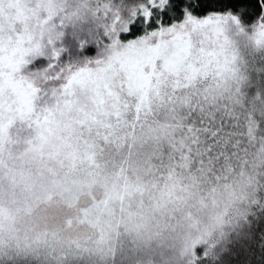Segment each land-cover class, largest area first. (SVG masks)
<instances>
[{"label":"snow or ice","instance_id":"obj_1","mask_svg":"<svg viewBox=\"0 0 264 264\" xmlns=\"http://www.w3.org/2000/svg\"><path fill=\"white\" fill-rule=\"evenodd\" d=\"M8 2L15 12L5 17L0 0V144L7 137L32 144L37 130L43 139L52 114L75 107L79 135L95 149L114 138L129 113L139 120L159 107L183 110L174 141L181 164L192 156L248 154L257 122L246 107L239 116L221 107L216 93L243 98L247 51L264 50V0H228L203 17L198 0H66L59 16L42 9L44 0ZM250 16L256 20L249 25ZM237 202L216 210L174 264H230L234 245L253 238L244 231L252 218L259 213L264 222V168L250 175ZM86 259L66 254L55 264ZM50 260L0 246V264Z\"/></svg>","mask_w":264,"mask_h":264},{"label":"trees","instance_id":"obj_2","mask_svg":"<svg viewBox=\"0 0 264 264\" xmlns=\"http://www.w3.org/2000/svg\"><path fill=\"white\" fill-rule=\"evenodd\" d=\"M227 2L228 0H198L196 14L203 17L212 11H222L223 5ZM255 20V16H250L245 23L250 25ZM246 58L249 60V84L244 89L243 98L237 101L234 96L222 92H218L216 96L221 107L227 108L237 116L240 115L239 108L246 107L253 125L257 122L259 128L257 137L247 155L240 153L237 156L228 151L211 161L207 159L201 161L200 158L192 156L181 164L174 153V141L181 138V129L177 122L183 115V110H178L175 115L171 110H167L157 118L148 120L141 132L138 131L128 137L123 135V159L130 162L140 151H144L139 160L151 171H147L146 175L148 177L154 175L159 180L163 177L165 181L174 184L170 192L166 193L167 197L171 198L169 209L167 206L159 205L156 217H148L151 221L149 229L140 227L134 220L135 213L129 211V215L118 217L117 229H112L93 241L99 247L88 244L69 250L49 248L44 252H35L47 253L51 257L50 264H55L57 257L66 254L87 257L85 264H174L176 249L173 234L175 225L180 220L191 221L199 229L201 223H207L216 210L224 209L226 206L231 210L238 206L237 198L241 195L242 187L249 181L250 175L264 168V142L260 138L264 136V50L251 51L247 53ZM236 105L239 107H234ZM184 120L187 121V117H184ZM129 138L138 144L134 146L137 147L135 150L131 149L133 147L131 144H126ZM31 139L33 141V136ZM29 148L30 144L26 141L14 144L17 157ZM121 152L120 147L113 146L110 147L108 155L115 153L117 156ZM96 153L89 149V155L83 156V161H78L76 166L83 170L88 161L92 164L93 160H96ZM170 156L173 157L171 161ZM86 160L87 162H84ZM97 160H99L97 170L107 163L102 158ZM51 162L54 167L48 168L47 174L54 177L56 168H61L62 164H57L53 160ZM53 172L55 174H52ZM81 193H77L75 198ZM173 198L175 199L172 200ZM68 223L70 224L71 220ZM134 223L136 227L132 226ZM244 231L253 238L234 245L230 264H264V242L261 241L264 222L261 221L259 213L252 218ZM0 246L17 247L6 243L3 238H0ZM55 250L57 253L53 254Z\"/></svg>","mask_w":264,"mask_h":264},{"label":"clouds","instance_id":"obj_3","mask_svg":"<svg viewBox=\"0 0 264 264\" xmlns=\"http://www.w3.org/2000/svg\"><path fill=\"white\" fill-rule=\"evenodd\" d=\"M65 4L66 0H44L42 9L59 16ZM2 8L5 17L15 12L8 0H4ZM78 119L75 107L55 111L47 126L52 129L51 133L45 130L41 139L40 130H37L33 134V145L19 157L14 152L12 137L0 144V238L6 243L44 252L49 248H70L86 242L88 229L77 222L79 211L74 196L94 187L101 177L85 174L73 160L79 155L75 142L79 133ZM48 153L69 161L64 168H56L54 177L47 174V169L54 165L42 159V154ZM133 163L138 164V161ZM69 220L73 222L71 226ZM211 223L212 218L201 223L199 229ZM139 226L149 229L150 219L146 216ZM197 230L191 221L183 219L175 225L176 253L190 244Z\"/></svg>","mask_w":264,"mask_h":264},{"label":"rangeland","instance_id":"obj_4","mask_svg":"<svg viewBox=\"0 0 264 264\" xmlns=\"http://www.w3.org/2000/svg\"><path fill=\"white\" fill-rule=\"evenodd\" d=\"M246 47L250 49L251 46L248 45ZM249 52L251 51H247V53ZM247 62L249 64L248 59ZM216 94L219 93L217 92ZM165 111L167 110L164 108L154 107L147 115H141L139 120H136V117L129 113L126 117L127 124L122 125L115 131L114 138L109 143H100L95 149H92L97 152L96 160L102 158L107 163L99 168L100 170H97L99 160H93L92 164L88 161L87 165L83 167L85 174L98 175L101 177V181L85 191V194L82 192L76 198V195L74 196V204L79 211L77 222L87 228L88 233L85 243L66 248L67 250L88 244L99 247L93 241L101 235H106L110 230L117 229L119 227L118 217L129 215V211L135 213L136 219L134 220L140 224L146 216L155 218L159 205L167 206L169 209L171 198L169 199L166 193L170 192L174 184L165 181L163 177L159 180L154 175L150 177L146 175L147 171H151L149 168L144 167L139 160V156L144 151H140L130 162L123 159V135L128 137L135 135L138 131L141 132L144 130L143 127L148 120L157 118ZM45 130L49 133L52 131L50 127H46ZM134 141L131 138L126 141V144L133 146L131 147L133 150L137 148L134 146H138ZM75 142L78 148L81 147L79 155L73 158L74 162L78 163V161H83V156L87 157L89 155V149L85 145V138L81 137L79 133ZM33 143L34 141H32L30 147ZM119 143L121 145L118 146ZM113 146L120 147L122 152L117 156L115 153L108 155L110 147L113 148ZM45 158L49 161L53 160L57 164H62L61 168H64L69 163V161L53 153L42 154V159ZM133 161H138V164H134ZM84 162H87V160ZM52 174H55V172ZM72 223L71 220L69 225L71 226ZM56 253L57 250L53 251V254Z\"/></svg>","mask_w":264,"mask_h":264}]
</instances>
